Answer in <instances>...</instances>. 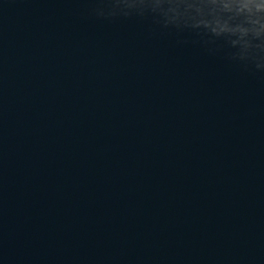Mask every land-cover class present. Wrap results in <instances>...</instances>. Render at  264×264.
Here are the masks:
<instances>
[{
    "label": "water",
    "instance_id": "1",
    "mask_svg": "<svg viewBox=\"0 0 264 264\" xmlns=\"http://www.w3.org/2000/svg\"><path fill=\"white\" fill-rule=\"evenodd\" d=\"M0 264H264V0H0Z\"/></svg>",
    "mask_w": 264,
    "mask_h": 264
}]
</instances>
